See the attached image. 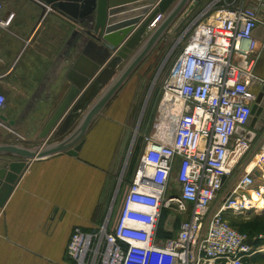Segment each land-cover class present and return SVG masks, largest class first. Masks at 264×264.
Instances as JSON below:
<instances>
[{
	"label": "built area",
	"instance_id": "built-area-1",
	"mask_svg": "<svg viewBox=\"0 0 264 264\" xmlns=\"http://www.w3.org/2000/svg\"><path fill=\"white\" fill-rule=\"evenodd\" d=\"M163 17L158 14L148 30ZM189 17L184 32L192 31L161 86L163 101L176 109L174 130L165 141L144 135L116 213L96 229H73L65 250L72 264H150L158 257L164 264H251L264 252L263 235L252 242L224 218L257 211L255 201L264 200V137L253 168L246 166L224 191L259 133L247 121L264 84L251 58L264 0H212ZM11 19L0 15V24ZM5 101L0 92V111ZM163 209L178 219L172 236H158Z\"/></svg>",
	"mask_w": 264,
	"mask_h": 264
},
{
	"label": "crops",
	"instance_id": "crops-1",
	"mask_svg": "<svg viewBox=\"0 0 264 264\" xmlns=\"http://www.w3.org/2000/svg\"><path fill=\"white\" fill-rule=\"evenodd\" d=\"M211 1L201 0L196 9ZM51 5L46 0H0L1 17L12 15L8 24H0V92L6 97L0 145L38 149L64 137L42 141L38 135L71 86L67 42L82 26ZM253 35L254 72L264 79V25H257ZM146 57L91 122L74 154L64 150L27 161L0 206V264H72L65 250L73 229H96L112 212L127 127L120 93ZM135 170L127 174V183ZM257 211L264 213V206ZM252 257L249 262L255 264Z\"/></svg>",
	"mask_w": 264,
	"mask_h": 264
},
{
	"label": "water",
	"instance_id": "water-1",
	"mask_svg": "<svg viewBox=\"0 0 264 264\" xmlns=\"http://www.w3.org/2000/svg\"><path fill=\"white\" fill-rule=\"evenodd\" d=\"M46 1L82 26L81 30L74 29L67 42L66 77L71 86L38 135L42 141L64 137L54 144L44 142L38 149L0 145V206L4 205L28 160L64 150L74 154L80 148V140L94 118L163 35L167 31L173 33L201 0ZM158 14H164L163 19L148 30ZM86 107L75 128L66 134ZM247 125L257 132L264 129V84L256 95ZM8 154L16 158L10 160L6 157ZM125 189L126 186L123 192ZM122 198L123 194L119 205Z\"/></svg>",
	"mask_w": 264,
	"mask_h": 264
},
{
	"label": "rangeland",
	"instance_id": "rangeland-1",
	"mask_svg": "<svg viewBox=\"0 0 264 264\" xmlns=\"http://www.w3.org/2000/svg\"><path fill=\"white\" fill-rule=\"evenodd\" d=\"M197 10L198 8H195L190 16H194L199 12ZM190 19V17L187 18L173 33L167 31L163 35L120 93L122 106L126 110L124 121L127 127L123 132L125 140L124 164L119 166L117 192L112 205L113 215L119 207V198L124 193V186L129 184L127 183L129 167L134 159L135 161L139 159L142 152L136 154L137 147L144 143V135L149 134L156 140L165 141L174 130L176 116L174 111L163 101L161 86L170 70L174 57L192 31V27H190L184 32ZM263 137L264 129L257 134L250 153L234 171L228 184L224 187V191L235 183L242 170L251 162L252 156L258 150ZM171 185L173 190L178 192L175 173L171 177ZM213 206L216 207L215 204ZM224 218L251 241H254L258 235L264 236V213L259 214L258 211L253 210L244 215L224 214ZM177 227L178 219L174 218L169 209H163L158 223V236H172L176 233ZM158 259L160 261H157ZM158 259L150 260V264H164L161 258L158 257ZM251 262L264 264V256L255 255L252 257Z\"/></svg>",
	"mask_w": 264,
	"mask_h": 264
},
{
	"label": "bare ground",
	"instance_id": "bare-ground-1",
	"mask_svg": "<svg viewBox=\"0 0 264 264\" xmlns=\"http://www.w3.org/2000/svg\"><path fill=\"white\" fill-rule=\"evenodd\" d=\"M173 111H174V113H175V116H176V109L175 108H173L172 109ZM176 118V117H175ZM255 159H252L251 160V162L247 165V168L248 169H251V168H253V166H254V164H255ZM262 206H264V200H259L258 202L257 201H255V206H253L254 208H256V209H260V208H262Z\"/></svg>",
	"mask_w": 264,
	"mask_h": 264
},
{
	"label": "trees",
	"instance_id": "trees-1",
	"mask_svg": "<svg viewBox=\"0 0 264 264\" xmlns=\"http://www.w3.org/2000/svg\"><path fill=\"white\" fill-rule=\"evenodd\" d=\"M143 144H144V143H143ZM143 144H142V145H139V146L137 147L136 154L142 151V149H143ZM136 154H135V155H136ZM138 155H139V154H138ZM135 158H136V156H135ZM137 162H138V159H137V161H135V159H134V162H133V163L130 165V167H129V171H128L129 174L133 173V171L136 169Z\"/></svg>",
	"mask_w": 264,
	"mask_h": 264
}]
</instances>
